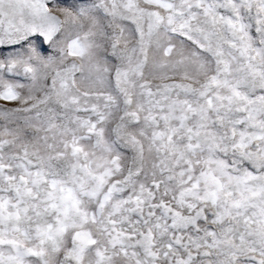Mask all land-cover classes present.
I'll return each mask as SVG.
<instances>
[{"label": "snow or ice", "instance_id": "1", "mask_svg": "<svg viewBox=\"0 0 264 264\" xmlns=\"http://www.w3.org/2000/svg\"><path fill=\"white\" fill-rule=\"evenodd\" d=\"M0 264H264V0H0Z\"/></svg>", "mask_w": 264, "mask_h": 264}]
</instances>
